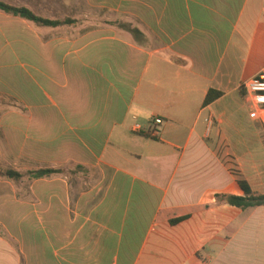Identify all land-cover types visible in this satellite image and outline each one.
<instances>
[{
    "label": "crops",
    "instance_id": "1",
    "mask_svg": "<svg viewBox=\"0 0 264 264\" xmlns=\"http://www.w3.org/2000/svg\"><path fill=\"white\" fill-rule=\"evenodd\" d=\"M85 1L101 15L56 28L0 12V144L77 170L76 193L31 182L46 239L0 264H264V205L224 199L264 194L240 88L264 72V0Z\"/></svg>",
    "mask_w": 264,
    "mask_h": 264
},
{
    "label": "rangeland",
    "instance_id": "2",
    "mask_svg": "<svg viewBox=\"0 0 264 264\" xmlns=\"http://www.w3.org/2000/svg\"><path fill=\"white\" fill-rule=\"evenodd\" d=\"M13 4H28L35 13L40 16L62 19L65 16L94 19L95 15H101L100 11L93 9L85 0H8ZM61 33V32H59ZM3 45L0 43V50ZM242 121L239 123L241 129H245L253 124L248 116H241ZM0 168L9 167L18 169L25 173L26 170L39 167L37 163H31L23 158L10 155L3 150L0 144ZM5 152V153H4ZM63 174L66 175L75 185L77 174H72V169L63 168ZM31 182L23 179L18 184L0 178V243L6 244L9 251L13 248L18 251L24 250L28 245L36 243L41 239L45 241L46 219L40 213H44L46 203H37L31 197ZM39 189H45L40 187ZM41 194H45L42 191ZM38 212V213H36Z\"/></svg>",
    "mask_w": 264,
    "mask_h": 264
},
{
    "label": "trees",
    "instance_id": "3",
    "mask_svg": "<svg viewBox=\"0 0 264 264\" xmlns=\"http://www.w3.org/2000/svg\"><path fill=\"white\" fill-rule=\"evenodd\" d=\"M0 12H3L5 14L14 17H18L20 19L31 22L36 26H42V27L56 28L65 25H72L73 23L76 22L75 19L70 17H65L63 19L46 18L37 15L35 12H33L32 10H30L25 6H14L1 0H0ZM219 95H221V92L213 91V90L209 91L205 99V104L212 102L214 99L219 97ZM144 135L150 137V135L147 133H145ZM76 168H78V166ZM63 171L64 169L60 167L59 168L40 167V168L28 169L26 170L25 173H23L18 169L4 167V168H0V178L6 179L16 185L20 183L23 179H26L27 181L46 179L57 175H61L63 174ZM71 173L77 174V170L76 169L72 170ZM239 186L243 190L244 196L226 195L224 196L226 202L241 210H245L250 207L264 205V194H255L251 192L249 186L245 184V182L243 181H239Z\"/></svg>",
    "mask_w": 264,
    "mask_h": 264
},
{
    "label": "built area",
    "instance_id": "4",
    "mask_svg": "<svg viewBox=\"0 0 264 264\" xmlns=\"http://www.w3.org/2000/svg\"><path fill=\"white\" fill-rule=\"evenodd\" d=\"M240 88L248 102L249 118L264 128V72L244 81ZM154 123L159 124L161 120L155 118Z\"/></svg>",
    "mask_w": 264,
    "mask_h": 264
}]
</instances>
